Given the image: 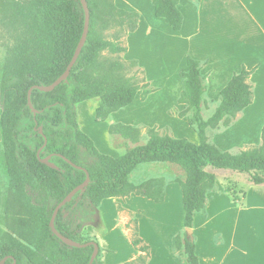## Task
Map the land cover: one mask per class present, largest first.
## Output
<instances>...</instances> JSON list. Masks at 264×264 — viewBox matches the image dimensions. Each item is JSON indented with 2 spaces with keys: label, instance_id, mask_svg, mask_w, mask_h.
Instances as JSON below:
<instances>
[{
  "label": "trees",
  "instance_id": "trees-1",
  "mask_svg": "<svg viewBox=\"0 0 264 264\" xmlns=\"http://www.w3.org/2000/svg\"><path fill=\"white\" fill-rule=\"evenodd\" d=\"M86 1L89 27L85 43L66 81L49 92L31 90L30 101L37 110L33 114L27 104L28 89L50 84L65 70L82 33L83 8L79 0H0V27L12 39L0 67V172L5 178L2 204L3 215L10 221L8 231L0 235V260L6 257L5 264H88L92 245L68 246L49 227L55 205L85 179L86 172L88 185L77 191L54 219L58 232L78 242L93 240L85 237L83 227L93 220L105 198L133 193L154 202L163 200L164 180H130V173L141 163H169L182 170L183 178L174 181L181 188L183 227L192 228L195 214L204 212L207 194L217 185V171L230 172L224 181L229 189H222L233 201L244 197L243 182L264 185V119L260 144L237 152L219 148L206 135L208 127H229L252 102L253 85L248 78L256 66H242L233 73L220 89L213 113L203 119L205 75L199 60L186 57L179 71L182 89L176 99L185 107L176 115L186 118L197 134V143L152 126L145 128L143 143L117 157L96 148L79 127L75 105L97 98L96 116L104 111L107 119L111 112L129 105L139 89L141 100L155 89L147 82L139 87L125 77L120 60L100 56L103 50L126 52L120 43L121 34L137 28L138 12L117 7L114 0ZM178 1L149 0L154 15L163 18L173 31L180 30L183 21ZM112 27L118 30L108 39L105 32ZM128 63L136 65L137 61ZM108 133L137 142L140 129L114 122L109 124ZM40 147L39 157L50 155L55 168L39 161ZM234 172L242 174L234 176ZM135 222L136 234L131 235L130 243L139 254L124 264H146L149 257L150 247L138 236L137 219ZM194 240L193 234L187 238L184 231L182 237L178 233L172 237L171 249L182 253L181 264H199ZM92 264H102L99 251Z\"/></svg>",
  "mask_w": 264,
  "mask_h": 264
},
{
  "label": "rangeland",
  "instance_id": "rangeland-1",
  "mask_svg": "<svg viewBox=\"0 0 264 264\" xmlns=\"http://www.w3.org/2000/svg\"><path fill=\"white\" fill-rule=\"evenodd\" d=\"M256 1L257 0H202L204 3L202 10H205V12L207 11L209 14L207 17L211 19L208 20V18H203V20L212 23V29L210 32L215 35L219 46L223 45L229 49L232 40L235 39L234 33L241 30V41L243 43L242 52L237 54V57L244 56L248 49L261 44L260 41V44H256L255 40L262 39L263 37L262 29H264V19L259 17V14L264 13V6L261 10L258 9V7L255 6L257 5ZM136 3L139 5L140 10L143 13L144 20L151 22L152 17L157 18L153 13V7L149 0H136ZM159 20L154 21L151 24L152 28L147 34V39L142 38L137 41V43L134 42L131 45L130 54H136L138 56V59L142 62L146 72L138 64H129L128 61L131 59H125L122 53H110L107 50H103L100 55L107 60H120L124 64L123 75L130 78L139 87L144 82H147L150 87L155 89L152 91L153 93L150 95V98L145 105H141L140 103L141 89H139L137 92L138 96L136 103L121 113V115L130 120L129 122L131 123L128 124L139 127L140 135L137 142H131L128 139L122 138L119 134H111L109 142L118 147L120 152H124L146 140L147 134L145 128L151 127V125L142 122L143 120L141 119L143 118L156 121L153 126H155L159 132L167 131L174 137H185L194 143L198 142L196 132L186 126L184 121H182V118H179L176 115L178 111L185 107L184 104H181L178 107L176 104V98L174 97L177 89V81L181 82V79L179 75L175 77L169 71V62H176L177 59L175 58L177 52L172 49L171 45V33H173V30L164 20ZM115 30L118 29L112 27L109 31H106V37L110 39ZM125 36L126 34H121V45H125ZM11 44V36L3 32L0 27V67L4 61L7 48ZM221 53L226 52L222 51ZM230 61L233 60L230 59ZM146 74L149 79L146 77ZM212 95L213 93H210L211 97L204 99L201 109L203 119H207L213 113L214 108L218 104V102L214 100V97L212 98ZM97 101H99L97 98H93L89 100V103L87 104L81 103L76 105L75 110L78 114V123L81 126L80 129L97 144L98 147L96 148L99 150L101 145H105V141L102 134L98 129L96 130L93 125L92 112L89 108L90 105H95ZM104 117H106L104 111H100L99 118L104 119ZM86 125L91 130L85 129ZM224 131V128L220 126L215 128L208 127L206 129V135L209 141L213 143L216 141L223 147H227L230 152H237L240 149H246L253 146L240 143L236 144L235 138H231L228 136L230 133L226 134ZM229 173L230 172L228 171H217L216 184L220 185L222 188L229 189V186L225 185L224 182L228 179L227 177L230 176ZM233 174L234 176H238L242 173L234 172ZM183 176L184 174L182 170L173 164L153 162L139 164L130 173L129 178L133 182H140L148 178H156L162 179L166 183L167 181L177 183L174 179L183 178ZM242 184H244V187L247 189L256 188V186L251 183L243 182ZM4 186L5 178L0 172V235L3 232L8 231V224L10 223V221L3 215L2 199L4 198L5 193ZM110 203L111 201L105 203L104 208L101 213H99L100 216L93 217V227L95 225V228L91 226L93 229H90L89 227L88 230L91 234L88 233L87 238L89 237L98 243L100 247L99 257L102 264H124V262L135 258L138 254L130 243L131 235L134 236L136 234V219L139 226L138 217L136 213L129 212L122 208L120 209L119 206L115 212V210L110 209ZM173 203L172 207L163 206L158 207L155 210L145 209L140 216L141 227L138 236H141L146 244L150 245L151 255L153 256V262L151 264H161L159 260L161 261L162 258H164V261L166 260L167 246L164 239L168 233H171L172 230L178 228L180 223L181 227L176 233L182 237L184 231L182 217L180 222H178L179 213L177 211L176 199L173 200ZM173 213L175 215L171 216L172 219H170V215H173ZM241 230L242 255L239 264H264V220H259L256 228L253 230H247L243 227H241ZM174 254L179 258L180 262L183 260L182 253L177 254L174 252Z\"/></svg>",
  "mask_w": 264,
  "mask_h": 264
},
{
  "label": "crops",
  "instance_id": "crops-1",
  "mask_svg": "<svg viewBox=\"0 0 264 264\" xmlns=\"http://www.w3.org/2000/svg\"><path fill=\"white\" fill-rule=\"evenodd\" d=\"M114 3L117 7L129 11L134 10L139 14L137 28L135 31L129 32L125 36L127 50L122 54L125 59H136L137 64L146 72L142 62L138 59V56L136 54H130L131 45L134 42L137 43V41L142 38L147 39V34L152 28L151 24L159 19L163 20V18L157 17L159 18L157 19L152 17L151 22L144 20L143 13L140 10L139 5L136 3V0H114ZM256 3L257 5L255 6L261 10L264 6V0H257ZM203 4L202 0L178 1V8L182 13L183 21L180 30L171 33V45L172 49L177 52L175 58L177 60L176 62H169V71L175 77L179 75V71L186 64L187 55L199 60L201 62V73L205 75L207 85L204 99L211 97L210 93H213L214 96L212 95V98L214 97V100L218 102L220 89L228 82L233 73L238 72L242 65L247 69L256 66L248 78V81L253 85L252 102L237 115L236 119L229 127L224 128V133H230L228 136L235 138L236 144L258 145L260 144V132L264 119V29H262V39L255 40L256 44H260V42L261 44L248 49L244 56L237 57L236 55L242 52L243 43L241 41V30L234 33L235 39L232 40L229 49L223 45L219 46L215 35L210 32L212 29V23L203 20V18H208L207 16L209 15L207 11L205 12V10H202ZM259 17L264 19V13L259 14ZM208 20L211 19L208 18ZM220 51H225L226 53H221ZM230 59L233 61H230ZM146 77L149 79L147 74ZM177 82V89L174 95L176 99L182 89V83L179 81ZM152 93L153 92L149 93L144 100H141V105H145V103L148 102ZM137 96L138 94H136L134 100L129 105L111 112L107 119L103 120L96 116V108L99 105V101H97L95 105H90L89 108L92 112L93 125L96 130L98 129L102 134L105 141V145L101 142L103 145L99 147L101 153L112 157H117L123 153V151L120 152L118 147L109 142L110 135L108 133V126L110 123L114 122H121L124 124L131 123L129 122L130 120L121 115V113L136 103ZM89 100L91 99L84 100L76 105L81 103L87 104L89 103ZM176 104L178 107L181 105L178 103ZM202 106L203 103L201 109ZM141 120L147 125H151V127L156 123V121L148 118H143ZM182 121L188 126L186 119L182 118ZM79 127L81 126L79 125ZM85 129L90 128L85 127ZM214 142L219 148L228 150L227 147H223L216 141ZM93 143L98 147L95 142ZM244 190V197L238 201H233L230 195L225 192L220 185H216V188L207 194L205 210L204 212H198L195 214L192 226V234L195 238V253L199 258V264H239L242 255L241 227L247 230H253L256 228L259 220H264V185H258L256 188H245ZM174 199H176L179 213L178 222H180L182 217L181 189L177 183L170 181H167L164 186V198L161 202H154L149 198L133 193L127 197H109L100 202L94 217L100 216L99 213H101L105 203L111 201V210H115L116 212L117 207L119 206L124 210L137 214L139 222V226L137 223V227L139 233L141 227L140 216L145 209L155 210L156 208L163 206L172 207ZM87 224L88 223L83 227V234L85 237L88 236L89 227L90 229L95 228V225L93 227V221L89 225ZM91 226L93 228H91ZM180 227L181 223L178 228H175L171 233H168L164 239L167 246V252L165 256L166 260L164 261V258H162L161 261L159 260L161 264H181L179 258L171 249V238ZM137 253L139 254L138 251ZM152 262L153 256L151 255V249H149V257L146 260V264H151Z\"/></svg>",
  "mask_w": 264,
  "mask_h": 264
},
{
  "label": "water",
  "instance_id": "water-1",
  "mask_svg": "<svg viewBox=\"0 0 264 264\" xmlns=\"http://www.w3.org/2000/svg\"><path fill=\"white\" fill-rule=\"evenodd\" d=\"M81 3V6L83 8V13H84V23H83V29H82V33L80 36V39L76 45V48L74 50V53L69 61V63L67 64L65 70L62 72V74H60V76H58L53 82H51L50 84H46V85H33L28 89L27 92V104L29 106V108L31 109V111L33 112V114H36L37 110L34 109V107L31 104L30 101V93L32 89H38L40 91L43 92H49L52 91L60 82L62 81H66L69 72L72 68V66L74 65V63L77 60V57L85 43L86 37H87V33H88V27H89V9H88V5H87V1L86 0H79ZM39 132L42 133L41 129L39 128ZM42 147H40L37 151V157L39 159L40 162L46 164L47 166H50L52 168H55V165L49 161L50 155L45 156L43 158L39 157V151ZM64 159L69 162L71 165L77 167V168H82L80 166L75 165L74 163H72L71 161H69L67 158L64 157ZM83 170L86 172V170L83 168ZM89 183V175L86 172V176L85 179L78 184L77 186H75L74 188H72L54 207L51 217L49 219V227L52 231V233L54 235H56L64 244L71 246V247H77V248H82V247H86L89 245H92L93 249L88 261V264H92L95 257L97 256V253L99 251V245L97 242H95L94 240H89V241H85V242H78L76 240H73L63 234H61L60 232H58L54 226V219L55 216L57 214V212L59 211V209L65 205L67 202H69L71 200V198L73 197V195L77 192V191H83L84 188L88 185ZM184 232L187 238H191L192 236V228L190 227H184ZM5 259L6 257L2 258L0 260V264H5Z\"/></svg>",
  "mask_w": 264,
  "mask_h": 264
},
{
  "label": "bare ground",
  "instance_id": "bare-ground-1",
  "mask_svg": "<svg viewBox=\"0 0 264 264\" xmlns=\"http://www.w3.org/2000/svg\"><path fill=\"white\" fill-rule=\"evenodd\" d=\"M85 127L88 128L87 125H86ZM177 211H178V210H177ZM173 212H174V211H173ZM169 214H170V213H169ZM174 215H175V214L173 213V215L171 214L170 217H171V216H174ZM170 217H169V218H170ZM170 219H172V217H171ZM172 221H175V220H172Z\"/></svg>",
  "mask_w": 264,
  "mask_h": 264
}]
</instances>
